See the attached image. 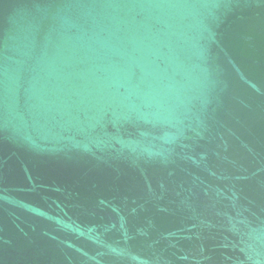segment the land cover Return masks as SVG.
Listing matches in <instances>:
<instances>
[{
  "label": "water",
  "instance_id": "obj_1",
  "mask_svg": "<svg viewBox=\"0 0 264 264\" xmlns=\"http://www.w3.org/2000/svg\"><path fill=\"white\" fill-rule=\"evenodd\" d=\"M0 264H264V0H0Z\"/></svg>",
  "mask_w": 264,
  "mask_h": 264
}]
</instances>
